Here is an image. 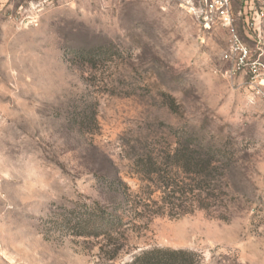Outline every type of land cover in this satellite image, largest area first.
<instances>
[{"label": "rangeland", "instance_id": "obj_1", "mask_svg": "<svg viewBox=\"0 0 264 264\" xmlns=\"http://www.w3.org/2000/svg\"><path fill=\"white\" fill-rule=\"evenodd\" d=\"M200 18L187 0H0V264H128L152 247L264 264V105L229 73L228 29ZM241 24L264 60V17ZM177 142L225 154L203 207L168 203L145 171L181 179ZM96 204L125 223L74 235L65 218Z\"/></svg>", "mask_w": 264, "mask_h": 264}, {"label": "trees", "instance_id": "obj_2", "mask_svg": "<svg viewBox=\"0 0 264 264\" xmlns=\"http://www.w3.org/2000/svg\"><path fill=\"white\" fill-rule=\"evenodd\" d=\"M224 156L223 150L219 147L192 142H177L174 149L167 156V163L183 173L181 179L168 178L166 174H162L163 171L159 168L145 171L147 175H150V173L159 175L158 180L159 183L163 184V192L167 191V194L170 195L168 203L174 205L171 198L180 199V197L186 196L187 200L197 202L200 205L199 207H203L202 202L205 199L215 197V190L221 186L219 184L216 186L215 182L220 181L219 176L222 174H218L219 176H216V174L222 168L219 163H222ZM192 209L193 207L187 205L184 212H190ZM125 221L123 215L112 211L106 212L96 204L90 207L87 212L78 210L73 215L67 216L64 224L74 235L98 237L100 235H110ZM199 263V256L190 250L152 247L135 254L128 264Z\"/></svg>", "mask_w": 264, "mask_h": 264}, {"label": "built area", "instance_id": "obj_3", "mask_svg": "<svg viewBox=\"0 0 264 264\" xmlns=\"http://www.w3.org/2000/svg\"><path fill=\"white\" fill-rule=\"evenodd\" d=\"M198 2L201 4L200 8L194 5L193 0H187V9L201 17L205 29L213 24L228 29V45L223 58L231 63L229 73L239 74L244 86L264 105L263 52L259 45L255 49L248 46L233 25L234 19L237 18L242 21V30H247V33L248 30H253L257 20L264 17V6L257 10L250 1L239 0L238 8L233 11L232 0H198ZM256 43H259V40Z\"/></svg>", "mask_w": 264, "mask_h": 264}]
</instances>
